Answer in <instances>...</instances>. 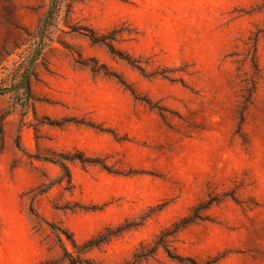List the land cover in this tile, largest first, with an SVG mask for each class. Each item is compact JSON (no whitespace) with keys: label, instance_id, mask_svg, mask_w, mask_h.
<instances>
[{"label":"rangeland","instance_id":"rangeland-1","mask_svg":"<svg viewBox=\"0 0 264 264\" xmlns=\"http://www.w3.org/2000/svg\"><path fill=\"white\" fill-rule=\"evenodd\" d=\"M51 1L0 0V264H127L211 196L137 264H264V0Z\"/></svg>","mask_w":264,"mask_h":264},{"label":"trees","instance_id":"trees-1","mask_svg":"<svg viewBox=\"0 0 264 264\" xmlns=\"http://www.w3.org/2000/svg\"><path fill=\"white\" fill-rule=\"evenodd\" d=\"M57 4V0H52L51 1V8L50 11L43 21V25H45L52 14V9L54 6ZM260 38H264V28H258L257 31L253 33V35L250 37V42H249V47L247 50V55L243 59L244 62H249L250 64V74L249 77L246 79V86L244 88L245 93L243 94V101H242V106L241 110L239 111L240 113V118H241V124L243 123L244 120V115H243V109L246 108V105L251 102V98L254 94V92L257 89V85L259 82V79L262 77L261 74V69L259 66L258 62V54H257V43ZM20 87H28V82L27 80L24 82V84ZM7 89H0L1 92H5ZM89 161H98L96 159H91L89 158ZM63 170H65L66 173L69 175V169L68 167L61 163ZM216 201L215 197H210L207 200H204L200 203H198L196 206H194L191 210V213L188 215L184 216L179 222H175L171 227H167L163 229L155 238L153 241V244L149 243H141L139 248L136 249L137 251L134 253L133 258L131 261H128L127 264H137L140 263L143 259L149 258L150 256H153L157 249L162 246L164 250L171 256V257H176L179 258L176 254L172 253L171 249V243L175 240V236L177 231L180 229V227L186 226L188 223L193 222L197 218H206L208 217L207 215L201 213V210L207 209L210 205H212ZM70 263L71 264H80L81 260L70 256Z\"/></svg>","mask_w":264,"mask_h":264}]
</instances>
